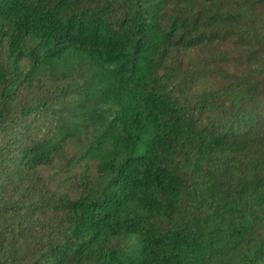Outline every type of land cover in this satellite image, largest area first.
Segmentation results:
<instances>
[{
	"label": "trees",
	"instance_id": "obj_1",
	"mask_svg": "<svg viewBox=\"0 0 264 264\" xmlns=\"http://www.w3.org/2000/svg\"><path fill=\"white\" fill-rule=\"evenodd\" d=\"M0 264H264V0H0Z\"/></svg>",
	"mask_w": 264,
	"mask_h": 264
}]
</instances>
